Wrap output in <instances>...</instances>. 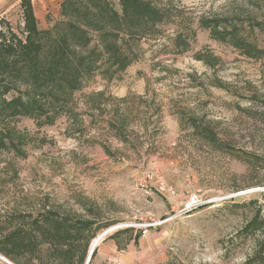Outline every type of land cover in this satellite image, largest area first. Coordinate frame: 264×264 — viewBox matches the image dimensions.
I'll use <instances>...</instances> for the list:
<instances>
[{"label": "rangeland", "instance_id": "obj_1", "mask_svg": "<svg viewBox=\"0 0 264 264\" xmlns=\"http://www.w3.org/2000/svg\"><path fill=\"white\" fill-rule=\"evenodd\" d=\"M31 2L36 68L66 34L73 70L41 116L0 112L23 152L0 146V264H85L98 236L88 264L108 236L149 264H264V0ZM0 18L21 32L20 0ZM18 69L0 103L39 94Z\"/></svg>", "mask_w": 264, "mask_h": 264}, {"label": "trees", "instance_id": "obj_2", "mask_svg": "<svg viewBox=\"0 0 264 264\" xmlns=\"http://www.w3.org/2000/svg\"><path fill=\"white\" fill-rule=\"evenodd\" d=\"M138 7H141L143 11L151 10V8L143 5H138ZM20 9L21 22L23 24L21 32L16 31L8 21L0 18V60L2 61L3 59H6V62H8V70L0 71V79L1 77L4 78L0 80V89H3L1 90L2 93H6L9 91L10 87L16 88L17 86L15 87L12 83H16L18 78H20L22 69L18 68L25 66L28 67L29 70L31 68L36 69V74L34 73V76H36V80H38L36 85L40 87V91L37 96H33L32 94V96L29 97L30 100L27 101L21 99L20 96L9 100L2 99L0 103V112L7 111V113L13 116H16L17 114L23 116H41L44 113V104L47 103L45 99L58 100V96H60L52 94L54 91H51L52 93L48 91V86L45 87L46 89L43 92L41 85L46 86V84L49 83L47 82L48 80H52L56 77L58 78L62 72L73 70L72 66H65L73 52H71L70 49L69 38L66 34H61L57 44H55L50 51L51 54L49 55L46 66L40 68V70L36 68V62L42 51L41 39L45 32L39 30L37 26L31 0H20ZM74 33H72V35H75L74 40L80 42L84 40L81 42L82 44L88 42L86 37H82L79 33ZM67 86L68 88L71 87L68 84ZM47 92H50L49 95L43 96V94L45 95ZM2 93H0V95ZM201 130L205 135L210 136V132L205 127ZM16 139L18 140V137L15 135L14 130H4L0 133V146L10 147L14 152L22 155V149L17 145L18 142H16ZM15 264L21 263L16 261Z\"/></svg>", "mask_w": 264, "mask_h": 264}, {"label": "crops", "instance_id": "obj_3", "mask_svg": "<svg viewBox=\"0 0 264 264\" xmlns=\"http://www.w3.org/2000/svg\"><path fill=\"white\" fill-rule=\"evenodd\" d=\"M96 244L97 243H95V245ZM152 261L158 263V261H155V258L150 259L147 257L145 258L144 256L142 257L140 253L138 254L132 250H129V248L127 250H118L114 238L108 236V238L103 240L100 248L98 249V255L95 263L100 264L101 262L104 264H149Z\"/></svg>", "mask_w": 264, "mask_h": 264}, {"label": "water", "instance_id": "obj_4", "mask_svg": "<svg viewBox=\"0 0 264 264\" xmlns=\"http://www.w3.org/2000/svg\"><path fill=\"white\" fill-rule=\"evenodd\" d=\"M94 244L91 246V250H90V252L88 251V254H87V257H86V259H85V261H84V263L85 264H88V261H89V259H90V256H91V254H92V252L94 251Z\"/></svg>", "mask_w": 264, "mask_h": 264}, {"label": "bare ground", "instance_id": "obj_5", "mask_svg": "<svg viewBox=\"0 0 264 264\" xmlns=\"http://www.w3.org/2000/svg\"><path fill=\"white\" fill-rule=\"evenodd\" d=\"M111 229H112V228H111ZM109 230H110V229H109ZM99 237H100V236H98V237H97V239H95V240L93 241V243L91 244V246H92L93 244L95 245V243H97V242H98V240H99ZM91 246H90V250H91ZM90 250H89V252H90Z\"/></svg>", "mask_w": 264, "mask_h": 264}]
</instances>
